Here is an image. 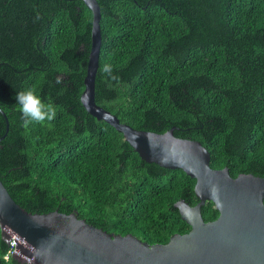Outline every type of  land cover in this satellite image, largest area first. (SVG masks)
I'll return each mask as SVG.
<instances>
[{
  "label": "trees",
  "instance_id": "obj_1",
  "mask_svg": "<svg viewBox=\"0 0 264 264\" xmlns=\"http://www.w3.org/2000/svg\"><path fill=\"white\" fill-rule=\"evenodd\" d=\"M96 1V104L133 129L199 142L232 178L264 177V0ZM91 29L82 0H0V181L29 213L74 212L165 244L190 230L174 204H197L195 180L144 162L86 112ZM27 89L55 108L53 120L23 126L15 97ZM201 215L218 211L207 201ZM8 251L0 235V264H27Z\"/></svg>",
  "mask_w": 264,
  "mask_h": 264
},
{
  "label": "water",
  "instance_id": "obj_2",
  "mask_svg": "<svg viewBox=\"0 0 264 264\" xmlns=\"http://www.w3.org/2000/svg\"><path fill=\"white\" fill-rule=\"evenodd\" d=\"M92 11L91 48L84 89L86 112L104 121L146 163L180 169L195 180L198 202L177 201L180 218L190 227L165 244H149L138 237L107 233L57 210L32 214L20 207L0 181V235L14 240L12 257L33 264H264V177L229 175L227 168L212 169L208 151L197 141L177 138L173 128L162 134L133 129L95 102L99 66L100 8L96 0H82ZM5 134L9 124L5 114ZM210 201L218 217L204 222L201 207Z\"/></svg>",
  "mask_w": 264,
  "mask_h": 264
},
{
  "label": "clouds",
  "instance_id": "obj_3",
  "mask_svg": "<svg viewBox=\"0 0 264 264\" xmlns=\"http://www.w3.org/2000/svg\"><path fill=\"white\" fill-rule=\"evenodd\" d=\"M102 72L110 74V65H104ZM17 104L20 106L21 119L24 127L29 125L43 124L55 118L56 111L51 104H46L33 89H27L16 94Z\"/></svg>",
  "mask_w": 264,
  "mask_h": 264
},
{
  "label": "built area",
  "instance_id": "obj_4",
  "mask_svg": "<svg viewBox=\"0 0 264 264\" xmlns=\"http://www.w3.org/2000/svg\"><path fill=\"white\" fill-rule=\"evenodd\" d=\"M9 246V251L7 252V255L5 256V259H8L9 256L14 252V240L13 238H10V241L8 243ZM27 263V262H25ZM27 264H32V263H27Z\"/></svg>",
  "mask_w": 264,
  "mask_h": 264
}]
</instances>
